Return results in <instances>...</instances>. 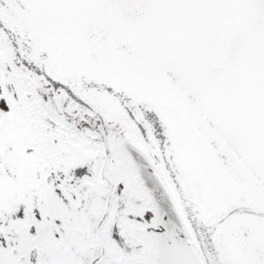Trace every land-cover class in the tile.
<instances>
[{"label":"snow or ice","instance_id":"snow-or-ice-1","mask_svg":"<svg viewBox=\"0 0 264 264\" xmlns=\"http://www.w3.org/2000/svg\"><path fill=\"white\" fill-rule=\"evenodd\" d=\"M0 264H264V0H0Z\"/></svg>","mask_w":264,"mask_h":264}]
</instances>
